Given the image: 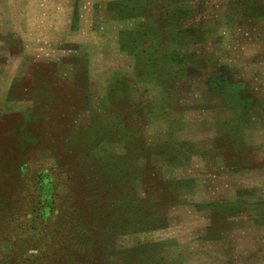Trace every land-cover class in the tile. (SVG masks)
<instances>
[{
	"label": "rangeland",
	"instance_id": "obj_1",
	"mask_svg": "<svg viewBox=\"0 0 264 264\" xmlns=\"http://www.w3.org/2000/svg\"><path fill=\"white\" fill-rule=\"evenodd\" d=\"M0 264H264V0H0Z\"/></svg>",
	"mask_w": 264,
	"mask_h": 264
}]
</instances>
